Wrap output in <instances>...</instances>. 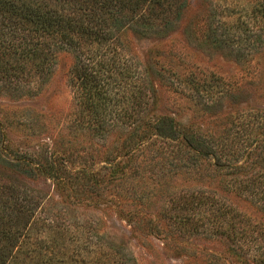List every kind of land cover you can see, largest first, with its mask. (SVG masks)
<instances>
[{"label":"trees","instance_id":"trees-1","mask_svg":"<svg viewBox=\"0 0 264 264\" xmlns=\"http://www.w3.org/2000/svg\"><path fill=\"white\" fill-rule=\"evenodd\" d=\"M226 1L210 2L203 20L186 26L187 39L240 61L264 56V0H245L250 6L243 0ZM187 4L0 0V93L12 100L36 97L49 82L59 54L70 53L73 110L67 129L86 132L96 142L88 154L68 151L57 137L43 142L42 152L23 149L12 146L0 122V152L21 178L52 180L62 197L110 201L117 208L150 199L143 190L151 185L145 177L155 181V190L178 176L208 180L185 194H169L167 206L176 203L179 211L175 216L171 208L163 213L175 223L173 236L224 240L227 257L208 254V264H264V111L255 109L258 132H201L157 108L151 68L130 50V34L151 37L175 30ZM179 79L194 88L192 98L207 101L213 92L193 73ZM218 95L213 100H238L230 88ZM26 185L0 183V264L78 263L81 250L65 248L60 230L52 227L54 233L40 234L46 208ZM158 227L152 223L149 231L158 234ZM115 251L105 254L106 261L125 264L123 253ZM101 257L96 251L91 264H103Z\"/></svg>","mask_w":264,"mask_h":264},{"label":"rangeland","instance_id":"rangeland-1","mask_svg":"<svg viewBox=\"0 0 264 264\" xmlns=\"http://www.w3.org/2000/svg\"><path fill=\"white\" fill-rule=\"evenodd\" d=\"M215 1L187 0L184 17L175 30L151 37L130 34V50L142 64L151 68L149 76L155 80L159 110L208 134L258 132L254 121L255 109L264 111V56L240 61L227 51L188 40L185 34L186 26L203 20L210 2ZM232 2L230 0V4ZM243 2L250 6L249 2ZM72 65V55L60 53L49 82L34 98L12 100L0 93V122L12 146L42 152L43 144L57 137L59 145L68 151L79 150L88 154L94 149L96 142L86 132L67 129L73 110ZM188 72L193 73L202 87L213 90L205 99L207 101L192 98L194 88L180 81L179 75ZM226 88H230L238 100L232 103L227 96L213 100ZM8 167V158L0 152V183L21 181L41 196L46 211H41L44 219L39 227L44 228L40 234L54 233L52 227L60 230L63 234L58 236L59 241L65 248L81 250L80 261H72L74 264H86L87 261L91 264L96 251H101L103 264H112L106 261L105 254L115 253V250L123 253L125 264H208V254L227 257L228 246L224 240L206 239L202 234L188 238L173 236L178 232L175 223L163 216L170 208L173 216L179 212L176 203L167 206L169 194H185L186 190L200 187L208 180L178 176L169 180L170 184L162 190H155L152 187L155 181L145 177V182L151 185L140 188L151 195L150 199L143 204L135 199L136 204L126 203L117 208L110 201L92 203L62 197L52 180L21 178L14 168ZM241 205L250 211L247 204L241 202ZM152 223L159 226L161 231L156 229L158 234L149 231ZM109 244L115 247L110 249Z\"/></svg>","mask_w":264,"mask_h":264}]
</instances>
